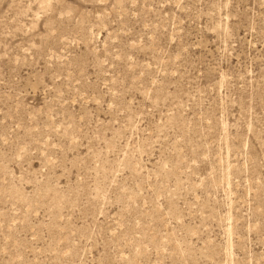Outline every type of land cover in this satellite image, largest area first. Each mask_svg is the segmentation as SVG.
I'll use <instances>...</instances> for the list:
<instances>
[{"label":"rangeland","instance_id":"374dc122","mask_svg":"<svg viewBox=\"0 0 264 264\" xmlns=\"http://www.w3.org/2000/svg\"><path fill=\"white\" fill-rule=\"evenodd\" d=\"M0 264H264V0H0Z\"/></svg>","mask_w":264,"mask_h":264}]
</instances>
